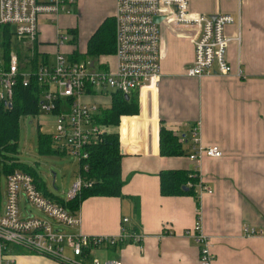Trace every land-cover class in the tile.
Masks as SVG:
<instances>
[{"label":"crops","instance_id":"crops-1","mask_svg":"<svg viewBox=\"0 0 264 264\" xmlns=\"http://www.w3.org/2000/svg\"><path fill=\"white\" fill-rule=\"evenodd\" d=\"M86 1L67 0L64 15H40L34 41L20 38L13 29L22 42L17 57L22 52H35L50 61L59 52L69 58L75 50L85 53L66 45L76 42L70 38L71 30L76 39L80 35L77 21L78 17L85 20ZM190 4L193 12H229L237 17V23L227 29L230 37L241 33L240 43L232 41L228 50L233 73L189 76L187 71L195 54L194 32L182 25H162L160 78L136 93L139 112L123 114L117 126L124 147L123 195L89 196L80 208L72 210L81 217L80 224L60 226L87 234L116 235L124 228L146 233L142 243L124 241L113 247L94 248L93 254L102 260L118 257L123 264H199V244L186 230L194 226L200 212L215 252V264H264V0H190ZM111 17L114 14L100 20L88 40ZM65 29L67 40L59 45L58 37ZM238 68L242 76L236 74ZM97 95L100 94L85 99L93 100ZM101 107L106 106L100 104V111ZM162 123L182 137L185 154L161 155ZM194 126L198 127L196 146L219 144L221 156L190 158ZM140 145L142 151H129ZM163 168H188L191 175L203 179L214 192L204 191L200 196L197 192L200 204L194 194L164 195L159 176ZM0 194L2 198V190ZM20 201L24 216L27 203L23 197ZM125 217L128 221H124ZM246 226L258 233H248ZM0 264L65 263L47 253L11 243L7 248L0 246Z\"/></svg>","mask_w":264,"mask_h":264},{"label":"built area","instance_id":"built-area-1","mask_svg":"<svg viewBox=\"0 0 264 264\" xmlns=\"http://www.w3.org/2000/svg\"><path fill=\"white\" fill-rule=\"evenodd\" d=\"M67 4V0H0V25H14L20 38L34 41L39 31V16H58L67 9ZM114 16V66L110 60H72L59 52L53 63L40 65L33 73L43 86L40 111L56 115V132L53 133L56 143L74 151L80 160L89 156L88 146L101 140L111 130L109 125L99 120L100 104L85 99V96L110 94L112 90L130 95L157 82L161 75L163 24L182 25L194 32L195 54L187 71L189 76L231 75L234 69L228 60V47L232 41H241V33L235 37L226 35L227 27L237 23L233 13L223 12L213 17L193 12L190 0H116ZM156 16L163 19L156 22ZM66 40L67 35L60 33L59 45ZM18 73L19 58L12 55L9 69L0 73V96L9 103ZM236 74L243 75L239 68ZM23 75L24 83L28 84L31 73ZM197 128H192L193 151L189 154L190 158L200 160L204 155L221 156L223 150L219 144L196 146L199 139L196 137ZM83 184L86 183L80 176L69 191L68 199L76 196ZM193 185H197L199 196L204 191L214 192L213 187L201 178L196 183L190 180L188 186ZM21 197L26 203L37 206L45 216L36 215L29 208H26L27 213L23 216ZM128 219L125 217L124 221ZM80 222L81 217L67 205L46 196L31 173L15 169L7 175L4 200L0 194L1 248L7 242L15 243L57 257L65 264H123L118 257L102 260L93 254V249L113 247L124 241L142 243L146 235L126 228L119 234L109 235L72 232L60 227ZM245 229L250 234L258 233L249 226ZM186 233L199 244V264H215V252L210 236L204 230L200 212L194 226L188 228ZM68 248L72 251L71 256L66 254Z\"/></svg>","mask_w":264,"mask_h":264},{"label":"trees","instance_id":"trees-1","mask_svg":"<svg viewBox=\"0 0 264 264\" xmlns=\"http://www.w3.org/2000/svg\"><path fill=\"white\" fill-rule=\"evenodd\" d=\"M115 16L106 19L93 33L87 43L85 53L78 50L70 54L72 60L100 59L112 57L115 51ZM12 25H0V73L9 69L12 38L14 35ZM73 41H76V33L70 31ZM47 58H40L34 52L25 54L19 53V73L13 85L11 103L0 96V181L2 175L6 176L15 169H23L34 176L38 188L49 198L67 205L71 210L80 208L81 202L93 195H123L122 186V161L124 153L121 152V139L118 130H110L98 142L88 146L89 156L80 160V176L86 184H83L79 193L67 201L57 197L40 180L38 172L28 163L22 162L17 156L18 138L20 133L21 118L28 114L40 112V101L43 90L33 73L43 64H49ZM31 73V80L24 83L23 73ZM1 89V82H0ZM109 106L101 107L99 120L107 125L118 126L123 114H134L140 110V104L136 93L129 97L121 91H113ZM39 151L41 153L63 152L66 149L56 143L53 135L41 132L39 134ZM123 141V140H122ZM124 143H130L123 141ZM142 151L139 148L130 147L129 151ZM160 153L163 156H178L185 154L182 137L172 128L161 124L160 129ZM87 165V168L85 167ZM192 170L188 168H163L160 176V190L164 195L194 194L197 203L200 199L196 187L188 186L190 180L197 182L196 176L191 175ZM188 186V188H186ZM11 244L7 242L4 248Z\"/></svg>","mask_w":264,"mask_h":264},{"label":"rangeland","instance_id":"rangeland-1","mask_svg":"<svg viewBox=\"0 0 264 264\" xmlns=\"http://www.w3.org/2000/svg\"><path fill=\"white\" fill-rule=\"evenodd\" d=\"M89 1V3H87ZM86 7L84 10L86 11L85 20L78 17L77 23L80 22L81 32L77 37L76 42L71 43L74 48H79L82 52L86 51V46L88 42L89 35L93 32L96 24L100 22V20L110 16L111 14H115L114 8V0H105L104 3L100 0H87ZM231 1V0H229ZM235 1V0H233ZM72 12V11H71ZM70 12V13H71ZM67 12L62 10L60 15H64ZM73 17L76 16V11L74 9L72 13ZM56 17V15H54ZM12 28L15 29V26L12 25ZM228 29V27H227ZM226 29V35H228V31ZM67 29L62 32L67 34ZM14 31V30H13ZM15 33V31H14ZM73 36L70 35V38ZM230 46V44H229ZM22 48V42L16 36L13 35L12 38V52L14 55L17 54ZM66 47H64L65 50ZM68 49V48H67ZM229 50V47H228ZM54 53H51V56ZM65 54V53H64ZM68 57L67 54H65ZM54 59V58H53ZM51 59L49 62L53 63L54 60ZM106 60L112 61V66L116 63V57L112 56L107 58ZM115 90H112V92ZM102 94L97 95L93 98L99 104L104 106H109L111 101V94ZM107 125V124H106ZM112 130H118L117 126H110ZM41 132L48 133L53 135L56 132V115L52 112L40 111L39 113L33 115L28 114L21 118L20 121V133L18 138V153L17 156L19 160L25 163H28L32 167L36 169L40 180L44 182V185L52 191L57 197L67 201L68 193L77 180L80 178V157L75 154L74 151L70 149H66L63 152H51V153H41L39 151V134ZM122 144V143H121ZM6 175L3 174L0 186L2 190V199H5V191L7 184ZM27 207L31 208L37 215H44L45 213L40 210L37 206L32 203H27ZM24 208V207H23ZM24 213L27 211L24 209ZM68 228V226H66ZM70 229H73L71 227ZM10 245V244H9ZM66 254L71 256L70 249H66Z\"/></svg>","mask_w":264,"mask_h":264},{"label":"water","instance_id":"water-1","mask_svg":"<svg viewBox=\"0 0 264 264\" xmlns=\"http://www.w3.org/2000/svg\"><path fill=\"white\" fill-rule=\"evenodd\" d=\"M212 16L215 17L216 15L214 14ZM154 19L156 22H160L163 19V17L156 16ZM126 97H129V94H126ZM121 152L124 153V147L123 146H121ZM186 188H188V186H186Z\"/></svg>","mask_w":264,"mask_h":264}]
</instances>
